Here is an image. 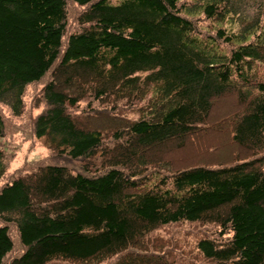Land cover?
I'll return each mask as SVG.
<instances>
[{
  "label": "trees",
  "instance_id": "16d2710c",
  "mask_svg": "<svg viewBox=\"0 0 264 264\" xmlns=\"http://www.w3.org/2000/svg\"><path fill=\"white\" fill-rule=\"evenodd\" d=\"M263 68L264 0H0V102L43 83L71 160L0 187V264H264Z\"/></svg>",
  "mask_w": 264,
  "mask_h": 264
},
{
  "label": "rangeland",
  "instance_id": "374dc122",
  "mask_svg": "<svg viewBox=\"0 0 264 264\" xmlns=\"http://www.w3.org/2000/svg\"><path fill=\"white\" fill-rule=\"evenodd\" d=\"M42 86L43 83H35L27 87L25 106L20 114H14L9 105L0 102V107L7 121L5 134L0 136V148L5 152L6 164V171L0 178V187L12 179L18 171L29 169L40 162L71 161L64 160L63 156L55 153L45 136H34L31 126L27 122L30 114H37L45 106L41 91ZM185 227H189V225L186 223L177 224L174 227L163 229L161 233L168 234L174 230L170 236L176 237L179 245L187 247L195 240L197 234L187 237ZM188 255L191 254L188 253Z\"/></svg>",
  "mask_w": 264,
  "mask_h": 264
}]
</instances>
